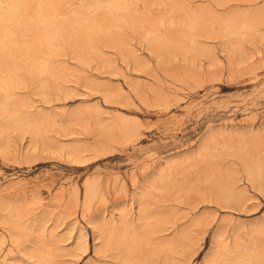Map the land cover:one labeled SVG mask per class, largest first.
I'll use <instances>...</instances> for the list:
<instances>
[{
	"label": "rangeland",
	"instance_id": "obj_1",
	"mask_svg": "<svg viewBox=\"0 0 264 264\" xmlns=\"http://www.w3.org/2000/svg\"><path fill=\"white\" fill-rule=\"evenodd\" d=\"M23 3L0 264H264V0H58L37 50Z\"/></svg>",
	"mask_w": 264,
	"mask_h": 264
},
{
	"label": "bare ground",
	"instance_id": "obj_2",
	"mask_svg": "<svg viewBox=\"0 0 264 264\" xmlns=\"http://www.w3.org/2000/svg\"><path fill=\"white\" fill-rule=\"evenodd\" d=\"M25 1V0H24ZM57 2H58V0H37V4H38V9H36L35 11H37L38 10V14H39V19L37 18V22H38V24L36 25L35 24V26L36 27H34L33 25H32V22H31V28H33L34 27V30L36 31H34L35 33H33V35L31 34L30 36H32V38H33V40H34V42L32 41V39H31V37H29V39H31L30 41H32L33 43H36V41L40 44V43H42L44 40H45V38L47 37V34L48 33H50L51 35H53V36H55V37H57V36H60L62 33H64L65 35H66V32H67V29H70V24H68V23H61V24H59V25H56V26H45L44 24H43V22H42V15H45V16H51V14H52V12H53V10H55V8H56V4H57ZM5 3V5H3ZM27 3V2H26ZM28 3H29V0H28ZM25 5V3H23V0H0V7H3V8H5V10H6V12H7V14H9V17H8V15H7V18L6 17H4V16H2V14L0 13V16H1V19H0V30L2 29V30H4V31H1V32H3V33H1L0 32V79L2 80V82H3V86H2V89H1V91L3 90L4 92H5V94H6V96L7 97H3V99H5V101H7V99L8 100H10V99H12L13 98V96L12 95H10V92H12L11 91V89L12 88H14V86H17V84L19 85V83L20 82H17V74H18V72L19 73H21L22 74V70L24 71V73H25V70H27V69H29V68H27L26 67V65H28V64H26V62H24V60H22V59H19V58H21V57H23V56H21V57H17V55H19L18 53H13V51L11 50V46H16L17 48H19V50L20 51H22V49H24L25 48V42H19V40H17L16 39V37H17V34H16V32H14V30H12V29H9V27H11V26H9L8 24V27H6L3 23H4V21H9V20H13V19H15V16H17L18 14H17V11H18V6L19 5ZM5 6V7H4ZM22 6V7H23ZM21 7V8H22ZM26 7V6H25ZM3 8H2V10H3ZM7 8V9H6ZM21 8H19V9H21ZM1 12V11H0ZM5 12V11H4ZM18 12H20V11H18ZM261 13V12H260ZM4 15V14H3ZM17 18H18V16H17ZM33 19V18H32ZM16 20V19H15ZM20 20V19H19ZM24 20V19H23ZM34 20H35V18H34ZM6 21V22H7ZM11 22H14V21H11ZM36 22V21H35ZM40 23L42 24V26H40ZM23 24H24V22H23ZM4 25V26H3ZM18 25V24H17ZM30 25V23L27 25V27ZM13 26V25H12ZM23 27H24V25H23ZM38 27V28H37ZM18 28V27H17ZM16 28V29H17ZM25 28V27H24ZM23 28V29H24ZM36 28V29H35ZM28 29H30V28H28ZM13 32H12V31ZM32 29H30V31H31ZM24 31H25V29H24ZM22 32V31H21ZM33 32V31H32ZM24 34V33H23ZM77 34H80V32L79 33H77ZM21 36V35H20ZM79 36V35H78ZM23 38V37H22ZM21 39V38H20ZM25 39V38H24ZM28 42V41H27ZM31 42V43H32ZM31 43H27V44H29V46H30V44ZM31 44V46L33 47V48H35V46L37 45V43L36 44ZM37 46H39V45H37ZM37 46H36V48H35V50H37L38 48H37ZM28 47V46H27ZM29 48V47H28ZM32 48V50H34ZM16 50H18V49H16ZM18 50V51H19ZM28 50V49H27ZM35 50H34V52H35ZM58 50V48L57 47H55L54 49H51L50 50V52H56ZM17 51V52H18ZM19 51V53H21ZM38 52H39V50H38ZM17 54V55H16ZM25 54L26 53H24V51H23V54L22 55H24L25 56ZM28 55V54H27ZM27 56H25V59L27 60V58H26ZM32 60V59H31ZM49 60V59H48ZM51 61V60H50ZM52 62V61H51ZM43 63H44V65H43ZM41 65V64H40ZM52 65V64H51ZM54 65V64H53ZM52 65V66H53ZM29 66V65H28ZM30 67V66H29ZM34 67H36V66H34ZM39 66H37V68H38ZM54 67H56V66H54ZM59 69V68H58ZM30 70V69H29ZM37 70V69H36ZM39 70H40V73L41 74H44V73H46L47 74V72L50 70V63L48 62V61H44V62H42V67L41 68H39ZM56 70V69H55ZM51 71V70H50ZM27 72V71H26ZM28 72H30V71H28ZM29 74H31V73H29ZM53 74V73H52ZM51 74V75H52ZM58 74V73H57ZM61 74V73H60ZM60 74H59V76H60ZM28 75V74H27ZM50 75V76H51ZM46 76V75H45ZM57 76V75H56ZM15 77H16V79H15ZM19 77H20V75H19ZM52 77H54L53 75H52ZM51 77V78H52ZM57 78H59V77H57ZM56 79V78H55ZM54 79V80H55ZM51 80V79H50ZM53 80V79H52ZM57 80V79H56ZM18 81H19V79H18ZM44 81V80H43ZM41 82V80L39 81V82H41V84L42 83H45V82ZM58 81V80H57ZM53 83V82H52ZM47 83H45V84H42V86L43 85H46ZM49 85V84H48ZM48 85H46V87L45 88H48L47 86ZM39 87V86H38ZM44 88V89H45ZM42 90V89H41ZM43 91V90H42ZM45 92V91H44ZM1 98V97H0ZM7 98V99H6ZM10 98V99H9ZM4 101V100H3ZM2 101V102H3ZM4 101V102H5ZM1 102V103H2ZM8 102V101H7ZM0 103V104H1ZM3 105V104H2ZM9 105V104H8ZM12 106H13V102H12ZM19 111V110H18ZM18 111H16V113L18 112ZM2 112V111H1ZM13 114H14V112H13ZM10 115L9 114V117H6L7 118V121H10V119L11 118H14L15 116L14 115ZM19 115V114H18ZM12 116V117H11ZM14 116V117H13ZM21 116V115H20ZM19 116V117H20ZM12 120V119H11ZM21 120V119H20ZM15 121V120H14ZM13 122V121H12ZM25 123V122H24ZM8 124H11V123H8ZM8 124H6L5 123V125L0 129V138H2V139H5L4 141H7V142H9V140H8V138H9V130L11 129L10 128V126L8 125ZM15 129H16V127H15ZM22 129H23V127H22ZM12 131V130H11ZM24 131V130H23ZM12 140V139H11ZM2 142V141H1ZM7 142H5V145L3 144V148H5L4 146H6V143ZM12 142V141H11ZM11 142H10V144H11ZM7 148V147H6ZM1 149H2V147H1ZM9 149H11V148H9ZM3 150H6V149H3ZM12 150V149H11ZM13 151V150H12ZM71 152H73V151H71ZM3 153H5V152H3ZM74 153V152H73ZM71 154V153H70ZM6 156V155H5ZM251 164V163H250ZM252 164H254V163H252ZM256 164H257V162H256ZM262 164V163H261ZM250 166V165H249ZM254 167H255V164H254ZM262 169V168H261ZM160 170V169H159ZM158 170V171H159ZM158 171H157V173H158ZM162 172H163V170H161ZM253 171V170H252ZM161 172V173H162ZM156 173V172H155ZM155 173H152L149 177H148V179L146 180V184L148 183V185L150 186V184L151 183H149L150 181H151V179L153 178V177H155V176H158V175H156ZM160 173V172H159ZM163 175V174H162ZM252 175V174H251ZM160 176H161V174H160ZM253 176V175H252ZM262 176H263V174H262ZM158 178V177H157ZM252 178V177H251ZM263 178V177H262ZM156 179V178H155ZM155 179H153V181H152V183L153 182H155L154 180ZM254 180H255V178H254ZM257 181H258V179H257ZM145 184V185H146ZM154 184V183H153ZM144 185V186H145ZM143 186V187H144ZM154 186V185H153ZM151 187V186H150ZM228 187V186H227ZM147 188H148V186H147ZM139 189V188H138ZM137 189V190H138ZM144 189H145V187H144ZM146 190V189H145ZM149 190V189H148ZM141 191L143 192L144 190H142L141 189ZM140 193V192H139ZM138 193V194H139ZM227 193V192H226ZM235 193V192H234ZM137 194V195H138ZM224 194V193H223ZM235 194H239V193H235ZM229 195V194H228ZM139 196H141V195H139ZM143 197V196H142ZM221 197V196H220ZM225 197V196H224ZM135 198H137V197H135ZM134 198V199H135ZM144 198V197H143ZM233 198H235V197H233ZM237 198V197H236ZM238 198H239V196H238ZM141 200V199H140ZM222 200V199H221ZM240 200V199H239ZM135 201V200H134ZM230 201V200H229ZM242 201V200H241ZM220 202H222V201H220ZM138 203V202H137ZM140 203V202H139ZM141 203H142V201H141ZM224 204H225V202H223ZM242 204V203H241ZM244 206V205H243ZM241 207V206H240ZM140 208V207H139ZM141 211V210H140ZM203 211V210H202ZM206 211V210H205ZM138 212H139V210H138ZM148 212V211H147ZM211 213V212H210ZM201 214H203V213H201ZM212 214V213H211ZM138 215V214H137ZM146 215H147V213H146ZM200 215V214H199ZM145 216V215H144ZM201 216V215H200ZM209 216V215H208ZM211 216V215H210ZM213 216V215H212ZM143 217V216H142ZM199 217V216H198ZM211 218V217H210ZM169 219V218H168ZM171 219V218H170ZM194 219V218H193ZM192 219V220H193ZM204 218H197L196 220H195V223H197L196 224V226L197 225H199L200 223L202 224H205V222H203L204 220H203ZM206 219V218H205ZM215 219V218H214ZM213 219V220H214ZM9 220V219H8ZM156 220H157V218H156ZM159 220L160 219H158V222H159ZM141 221V220H140ZM162 220H160V222H161ZM206 221H208V222H206V224L208 223H210L209 222V220H207L206 219ZM164 222V221H163ZM194 223V222H193ZM192 223V224H193ZM11 224H13V221L11 222ZM263 225H264V223H262ZM155 225V224H154ZM194 225V224H193ZM192 225V226H193ZM263 225H261V222H260V226L261 227H259L258 229H260V231L258 232V233H260V234H264V227H263ZM191 226V225H190ZM195 226V225H194ZM259 226V225H258ZM156 227H158V226H156ZM208 228V227H207ZM206 228V229H207ZM178 229V228H177ZM219 229V228H218ZM217 229V230H218ZM257 229V228H256ZM255 229V230H256ZM181 230V229H180ZM183 230H185V229H183ZM182 230V232H178L179 233V236H180V234L183 236V239H182V236H181V240L183 241V240H185L186 239V237H187V239H188V236H186L187 234H189V232H190V230L188 229V230H186L187 232H185V231H183ZM220 230V229H219ZM218 230V231H219ZM218 231H215V232H217V233H214V240L213 241H215V242H217V245H218V243H219V240L218 239H221V238H219V233L220 232H218ZM258 231V230H257ZM185 233H187L186 235H183V234H185ZM256 233V232H255ZM177 236H178V234H177ZM176 236H175V234H174V237L173 238H175ZM179 238H177V240H178ZM187 239H186V241H187ZM176 240V239H175ZM181 240H179L178 241V243L181 241ZM173 241H174V239H173ZM222 241V240H221ZM171 243H168V249L166 250V248H165V251L167 252V251H174V246H177V245H175L172 241H170ZM177 242V241H176ZM186 243V242H185ZM164 244H165V240H164ZM180 245V244H179ZM188 245V244H187ZM215 245H216V243H215ZM214 245V246H215ZM216 245V246H217ZM190 246V245H189ZM215 246V247H216ZM217 247H219V246H217ZM216 247V248H217ZM188 248V247H187ZM189 249V252L191 251L190 250V247L188 248ZM176 250V249H175ZM217 250V249H216ZM255 251V250H254ZM257 251V250H256ZM177 252V251H176ZM217 252H219V250L217 251ZM217 252H215V253H217ZM257 252H259V251H257ZM256 252V253H257ZM255 253V252H254ZM260 253V252H259ZM169 253L167 252V255H168ZM255 255V254H254ZM259 255H262V254H259ZM169 256V258L171 257L170 256V254L168 255ZM167 256V257H168ZM168 259V258H167ZM171 259V258H170ZM188 259V258H187ZM253 259H256V258H253ZM172 260H174V259H172ZM251 260V259H250ZM257 260V262L258 263H261L260 261V259H256Z\"/></svg>",
	"mask_w": 264,
	"mask_h": 264
}]
</instances>
